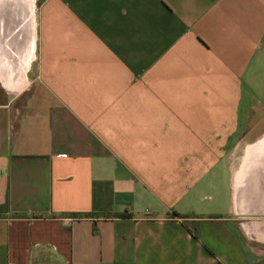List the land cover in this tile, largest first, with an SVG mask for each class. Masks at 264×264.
I'll use <instances>...</instances> for the list:
<instances>
[{
    "label": "crops",
    "instance_id": "crops-1",
    "mask_svg": "<svg viewBox=\"0 0 264 264\" xmlns=\"http://www.w3.org/2000/svg\"><path fill=\"white\" fill-rule=\"evenodd\" d=\"M0 264H264V0H0Z\"/></svg>",
    "mask_w": 264,
    "mask_h": 264
}]
</instances>
